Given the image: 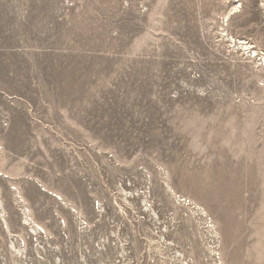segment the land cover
<instances>
[{"label": "rangeland", "instance_id": "obj_1", "mask_svg": "<svg viewBox=\"0 0 264 264\" xmlns=\"http://www.w3.org/2000/svg\"><path fill=\"white\" fill-rule=\"evenodd\" d=\"M0 264H264V0H0Z\"/></svg>", "mask_w": 264, "mask_h": 264}, {"label": "bare ground", "instance_id": "obj_2", "mask_svg": "<svg viewBox=\"0 0 264 264\" xmlns=\"http://www.w3.org/2000/svg\"><path fill=\"white\" fill-rule=\"evenodd\" d=\"M244 46V45H243ZM246 48V47H245Z\"/></svg>", "mask_w": 264, "mask_h": 264}]
</instances>
